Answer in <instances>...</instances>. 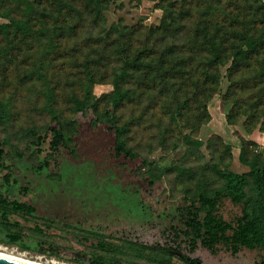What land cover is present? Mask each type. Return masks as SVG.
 <instances>
[{
	"label": "rangeland",
	"instance_id": "obj_1",
	"mask_svg": "<svg viewBox=\"0 0 264 264\" xmlns=\"http://www.w3.org/2000/svg\"><path fill=\"white\" fill-rule=\"evenodd\" d=\"M215 1L112 0L100 23L84 13L83 23L75 26L73 23L80 16L60 17L56 23L52 10L47 7L48 0L36 1L38 13H32L29 18L16 0H0V12L27 21L28 26H4L10 20L0 17V110L5 112V118L0 121V140L4 141V158L19 181L31 188L29 194L16 192L15 196L21 201L34 202L42 214L56 220L46 229V234L59 247V256L2 242L0 246L47 264H84L75 260L77 253L89 256L98 240L76 226L112 233L114 236L106 239L115 243H121L115 234L121 235L129 229L132 236H138L143 242H165L161 230L170 218L166 214H171L186 197L194 196L201 188L210 192L224 184L217 167L228 164L236 171H249V165L240 159L243 146L249 158L259 151L264 159L261 131H247L245 116L235 124L227 121L226 114L232 106L225 98L229 86L228 64L220 66L219 90L207 102L208 112L204 110L203 97L187 99L193 91L187 94L183 87L164 93L159 88L140 87L135 72L125 82L135 97L119 107L110 101L113 75L121 65L119 46L123 42H131L130 56L144 46H156L161 51L166 44L175 48L190 44L189 38L200 14ZM170 3H174L177 16L174 25L180 33L176 37H162L159 27L163 6ZM243 3L244 0H221L222 5L228 4V11L234 12L243 10L239 6ZM123 26L132 32L122 31ZM112 27H118L119 32L106 37L104 30ZM87 69L93 71L95 79H104V82L90 83ZM74 96H87L89 102L97 100V110L86 107L85 112H77ZM51 98V107L58 112L66 135L76 133L73 144L77 155L72 156L63 149L49 167L39 171L37 167L47 151L39 156L31 150L30 129L43 133L55 124L48 111ZM178 101L186 104L180 115H174L172 111ZM108 112L116 115L119 123L133 119L123 136L127 145L138 153L137 158L110 156L114 132L105 123L93 122L96 116L104 118ZM187 139H200L202 143L198 146L188 143ZM14 150L25 153V157L13 156ZM143 158L159 167L156 171L161 173V179L153 186L145 181L150 164H144ZM132 182L139 183L145 209L132 199H135ZM121 183L126 185L125 189ZM218 211L226 220H234L241 214L242 205L226 198ZM13 218L26 227L45 226L39 218L26 219L20 215ZM25 233L31 234L29 230ZM84 235L89 238L85 239ZM183 251L204 264H254L264 258V250L259 248L244 247L237 254L223 245L215 253L202 246L193 253ZM171 262L190 264L178 255Z\"/></svg>",
	"mask_w": 264,
	"mask_h": 264
},
{
	"label": "trees",
	"instance_id": "obj_2",
	"mask_svg": "<svg viewBox=\"0 0 264 264\" xmlns=\"http://www.w3.org/2000/svg\"><path fill=\"white\" fill-rule=\"evenodd\" d=\"M16 1L23 6L28 18L32 13H38L36 1L40 0ZM48 1L47 7L52 10L56 23H59L60 17L80 16L73 23L78 26L84 21V13L90 15L95 22L100 23L104 20V12L109 8L112 0ZM227 5H222L221 0H217L214 5L208 4L200 14L202 16L189 38L192 42L181 48L166 44L159 51L156 46H144L130 56L128 51L132 44L123 42L124 45L119 46L121 65L114 72L112 79L114 88L110 101L114 106L119 107L125 100H132L135 97L131 89L125 86V82L130 80L135 72L138 74L136 78L140 87L159 88L164 93L172 89L178 91L183 87L188 91L187 94L193 91L187 99L197 100L203 97V107L205 112H208L207 102L219 90L222 75L220 66L228 64L229 86L225 98L232 102L226 114L228 123L235 124L245 116L247 131L253 132L258 129L264 132V3L261 0H244L243 5H239L243 8L240 12L228 11ZM163 8L164 14L159 27L162 37H176L180 30L174 25L177 19L174 3ZM2 16L10 20L4 26L28 28L27 21L0 12V17ZM117 28L105 29L106 37L113 32H119ZM124 30L132 32V29L126 26L122 27V31ZM86 74L90 83L104 82V79H95L93 71L89 69L86 70ZM52 101L53 98L50 99L48 111L55 124L49 125L43 133L35 128L30 129L31 150L37 152L39 156L47 151V156L43 159L40 157L37 167L39 171L49 167L63 149L72 156L77 155V148L73 144L76 133L66 135L58 112L51 107ZM74 103L77 112H85L86 107L94 111L98 108L97 100L89 102L87 96L82 98L74 96ZM185 104L186 102L178 101L176 109L173 111L171 109L172 114L180 115ZM4 118L5 112L0 110V121ZM198 121L202 123L201 118H198ZM93 122L105 123L108 130L114 132L115 138L110 156L115 159H135L139 156L127 145L123 136L133 124V119L119 123V118L108 112L104 118L96 116ZM187 141L198 146L202 143L200 139H187ZM228 148L231 147L228 145ZM5 153L4 141L0 140V174H2L0 176V242L59 256V247L46 234V229H50L56 220L42 214L34 202L21 201L15 196L16 192L27 195L31 188L21 183L17 174L10 170V165L4 158ZM12 155L18 158L25 157V153L17 150H14ZM240 159L249 165V171H236L228 164L217 167L218 173L225 181L222 186L210 192L201 188L194 196L186 197L184 203L177 205L171 214H166L170 218L165 221L166 226L161 230L166 238L165 242H156V244L143 242L138 236H132V229H129L123 231L121 235L116 233L115 236L121 243H115L106 239V236L113 237L112 233L76 226L92 234L98 242L89 256L79 252L75 260L84 264H143L138 261L142 259L152 263L172 264L171 258L178 255L175 252H182L194 259L183 249L193 253L200 246L214 253L218 251L220 245L231 250L233 254H237L244 247L264 250L263 154L255 151L249 158L246 155V146H243ZM143 163L150 164L145 181L153 186L161 179V173L156 171L159 167L145 158ZM116 164L119 165L118 162ZM132 183L134 185L131 184V187L135 193V199L134 197L132 199L145 209L139 183ZM121 185L123 189L126 188L124 183ZM226 198L242 205L241 214L234 220H226L218 211L220 204ZM14 215L24 216L26 219H42L45 226L37 224L34 227H26L20 220L14 219ZM162 216L163 214L160 215ZM61 221L71 225L66 220ZM25 230H29L31 234L27 235ZM84 238L88 239L89 236L84 235ZM254 264H264V258Z\"/></svg>",
	"mask_w": 264,
	"mask_h": 264
},
{
	"label": "bare ground",
	"instance_id": "obj_3",
	"mask_svg": "<svg viewBox=\"0 0 264 264\" xmlns=\"http://www.w3.org/2000/svg\"><path fill=\"white\" fill-rule=\"evenodd\" d=\"M0 255L5 256V257H9V258H13V259H16L19 261L28 262L31 264H47L44 262L28 259V258H26V256L24 257V255H22V254H14V253L8 251L7 248L2 247V246H0ZM54 264H63V263L54 262Z\"/></svg>",
	"mask_w": 264,
	"mask_h": 264
},
{
	"label": "water",
	"instance_id": "obj_4",
	"mask_svg": "<svg viewBox=\"0 0 264 264\" xmlns=\"http://www.w3.org/2000/svg\"><path fill=\"white\" fill-rule=\"evenodd\" d=\"M172 251H174V250H172ZM175 253L180 255V256L183 255L182 252H175ZM0 264H31V263L19 261V260L13 259V258H9V257H5V256L0 255ZM198 264H200V263L198 262Z\"/></svg>",
	"mask_w": 264,
	"mask_h": 264
},
{
	"label": "flooded vegetation",
	"instance_id": "obj_5",
	"mask_svg": "<svg viewBox=\"0 0 264 264\" xmlns=\"http://www.w3.org/2000/svg\"><path fill=\"white\" fill-rule=\"evenodd\" d=\"M179 257H181L185 262H187V263H190V264H198V262L200 263V264H204L203 262H201L199 259H196L195 260V258L194 259H191V258H189L187 255H185V254H183V255H181V256H179ZM197 261V262H196Z\"/></svg>",
	"mask_w": 264,
	"mask_h": 264
},
{
	"label": "crops",
	"instance_id": "obj_6",
	"mask_svg": "<svg viewBox=\"0 0 264 264\" xmlns=\"http://www.w3.org/2000/svg\"><path fill=\"white\" fill-rule=\"evenodd\" d=\"M262 136L264 137V132L261 131Z\"/></svg>",
	"mask_w": 264,
	"mask_h": 264
}]
</instances>
